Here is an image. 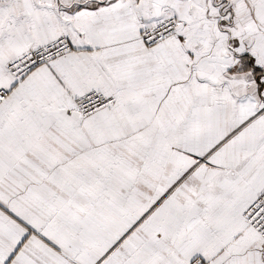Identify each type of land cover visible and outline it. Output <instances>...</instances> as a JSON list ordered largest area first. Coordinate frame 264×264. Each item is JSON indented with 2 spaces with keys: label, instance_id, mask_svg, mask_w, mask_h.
<instances>
[{
  "label": "snow or ice",
  "instance_id": "obj_1",
  "mask_svg": "<svg viewBox=\"0 0 264 264\" xmlns=\"http://www.w3.org/2000/svg\"><path fill=\"white\" fill-rule=\"evenodd\" d=\"M0 264H264V0H0Z\"/></svg>",
  "mask_w": 264,
  "mask_h": 264
}]
</instances>
